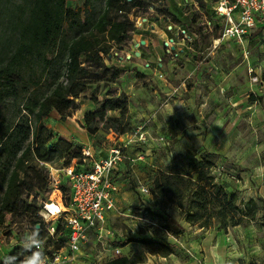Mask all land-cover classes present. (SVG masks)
Wrapping results in <instances>:
<instances>
[{
	"label": "rangeland",
	"instance_id": "374dc122",
	"mask_svg": "<svg viewBox=\"0 0 264 264\" xmlns=\"http://www.w3.org/2000/svg\"><path fill=\"white\" fill-rule=\"evenodd\" d=\"M16 1L19 0H0V40L6 27L7 7ZM105 1L67 0V5L84 9L88 2V7L98 12ZM144 1L143 6L136 7L139 15H132L136 25L133 37L124 44H115L106 56L110 67L123 70L118 81L88 85L77 99L79 107L65 119L56 110L44 117L52 142L65 138L75 146L84 145V115L95 105L92 96L127 94L130 127L126 136L117 133L118 137L113 138L106 130L101 133L103 139L111 142H128L120 212H112L105 228L94 229L80 251H69L60 232L52 235L41 215L44 202H49L53 210H64L61 204L65 205L69 195L55 190L49 166L61 167L72 153L59 158L55 151L52 159L36 161L41 180L30 177V184L35 187L26 185L24 197L35 206L26 210L20 203L0 224V262L14 250L20 252L21 238L31 231L35 219H41L43 250L50 258L60 254L59 264H103L133 254L141 260L135 264H264V22L251 36L239 41L223 36L225 21L214 11V0H189V15L185 17L180 5L185 0ZM179 23L185 31L178 30ZM179 47H184V51ZM156 49L166 51L157 54L154 61L139 59L136 54L154 53ZM34 67L29 89L22 86L19 94L0 102V137L26 114L30 93L42 94L52 81L51 74L42 71L39 63H34ZM40 76L42 79L37 82ZM29 118L34 126L33 115ZM88 136L94 138L90 133ZM103 139H96L95 146L102 147ZM75 146L72 152H78ZM12 149L13 145L10 149L0 146V203L6 188L5 173L15 163ZM204 157L214 162L209 181L223 186L230 195L236 193L241 205L250 198L258 201L254 220L225 227L215 219L209 226H201L202 221H187V204L181 205L167 196L155 201L152 187L157 174L182 169L186 172L185 181L192 187ZM167 214L181 222L185 230L178 234L169 231ZM50 218V226L60 222L63 227V216ZM128 236L151 237L172 244L174 252L153 253L155 244L137 240L116 245V241ZM24 255L21 252L20 258Z\"/></svg>",
	"mask_w": 264,
	"mask_h": 264
},
{
	"label": "trees",
	"instance_id": "16d2710c",
	"mask_svg": "<svg viewBox=\"0 0 264 264\" xmlns=\"http://www.w3.org/2000/svg\"><path fill=\"white\" fill-rule=\"evenodd\" d=\"M144 2L106 0L104 8L98 12L89 8L88 2L84 9H76L68 6L67 0H19L8 5L6 27H3L0 40V102L19 94L22 86L29 89L31 84L28 81L35 75L36 62L42 71L51 74L52 81L42 94L30 93L25 103L26 114L21 121L9 125L4 136L0 137L3 149H10L13 145L11 153L15 158L13 167L5 173L6 188L0 203V224L5 222L7 213L19 208L20 203L26 210L35 206L24 195L26 185L34 188L35 184H30L32 180L42 178L36 161H48L56 151L59 158L65 153H72L63 165L71 164L72 158L77 159V165L82 163L84 145L75 146L73 141L65 138H60L57 143L52 142L53 135L44 117L56 110L65 119L79 107L77 99L88 85L99 81H118L123 70L110 67L106 63V56L115 44H124L133 37L136 25L132 15H139L136 7L143 6ZM41 79V76L38 77L37 82ZM92 100L95 108L84 115V127L88 133L96 134L102 125L120 134L129 130L126 117L129 98L126 93L109 94L105 98L95 95ZM110 110H118L119 115L110 114ZM31 114L35 120L34 126L29 118ZM74 146L78 152H72ZM30 160L34 161L30 163ZM213 165L212 160L202 158L192 187L185 181L186 172L182 169L160 172L152 187L155 201L160 202L163 196H167L181 205L187 204V221L192 224L202 221L201 226H209L210 221L215 219L225 227L246 225L254 220L259 209L258 201L250 198L241 205L236 193L230 195L223 186L209 181V171ZM30 177L32 180H29ZM69 190L70 186L64 182L63 193ZM68 204L69 195L65 201V205ZM37 224H40L42 231L44 224L41 219L34 220V226ZM166 228L173 234L185 230L183 224L171 214L166 215ZM59 232L66 244L68 229L65 223L63 227L60 222L57 223L55 234ZM135 240L155 244L156 248L151 251L153 253L166 255L174 252L172 244L155 241L151 237L128 236L116 241V245L124 246ZM18 249L20 252L14 250L11 255L20 258V253L24 252ZM140 261V256L133 254L121 255L103 264H135Z\"/></svg>",
	"mask_w": 264,
	"mask_h": 264
},
{
	"label": "built area",
	"instance_id": "2783aa9c",
	"mask_svg": "<svg viewBox=\"0 0 264 264\" xmlns=\"http://www.w3.org/2000/svg\"><path fill=\"white\" fill-rule=\"evenodd\" d=\"M214 3V11L225 21L224 37L243 41L256 31L258 22H264V0H214ZM127 147L128 142L116 143L108 148L104 156H98L92 146L86 145L83 147V161L80 165H77L75 159L71 164L59 168L49 166L55 190L62 191L64 182L70 186L69 204H62L64 210L54 213L48 202H44L41 215L47 221L52 235L56 233L57 224L50 226L48 223L53 220L50 217L57 214L64 217L69 251H80L91 232L105 228L112 212L117 209L116 194L119 186L115 171L124 161ZM144 190L148 189L144 187ZM46 257L48 264H59L60 254Z\"/></svg>",
	"mask_w": 264,
	"mask_h": 264
},
{
	"label": "crops",
	"instance_id": "0c3cea01",
	"mask_svg": "<svg viewBox=\"0 0 264 264\" xmlns=\"http://www.w3.org/2000/svg\"><path fill=\"white\" fill-rule=\"evenodd\" d=\"M189 2V0H185V1H182V2H180V5L182 6V9H183V14H182V17H185V15L186 16H188L189 15V11H187L186 10V8H187V6H188V3ZM173 13H175V12H173ZM176 14V13H175ZM177 15V14H176ZM182 17L180 18V19H182ZM261 24L262 23H259L258 22V26H257V29H259L260 28V26H261ZM260 25V26H259ZM182 26V24L181 23H179L178 25H177V28H178V30H182L183 28L181 27ZM161 30V29H160ZM159 30V35L161 36V37H163V32H165V30L163 29L162 31L163 32H161ZM177 34H178V32H177ZM167 36V35H166ZM153 42V41H152ZM178 48V47H177ZM180 48V50L181 51H184V47H179ZM161 51H166V49H156V51L154 52V53H145V55H144V52H140V58L139 59H145V60H147V61H154L155 59H156V55L157 54H159ZM186 53V52H185ZM159 57L158 58H161L160 57V55H158ZM215 61H214V59H213V63H214ZM148 64V63H147ZM150 64V63H149ZM95 108V105H94V107L92 108V109H94ZM130 108L132 109L133 107L130 105ZM112 111H114V114L113 115H119V111L118 110H110V112H112ZM102 130H106V132H107V135H112L113 136V138H117L118 137V134L116 133V132H114L112 129H109V128H107V129H102V127H100V129H99V131L96 133V134H90L91 136H93L94 138H91L90 136H88V134H87V132H86V129H84V139H82L81 141H82V143H84V146H86V145H90V146H92L94 149H95V151H96V153H97V155L98 156H104L106 153H107V151H108V148L110 147V146H112L113 144H116V143H118V142H111V141H109V140H106V139H103V137L101 136V133H102ZM98 136H100L99 138H98ZM121 136H126V133L125 134H122ZM96 139H103L102 140V147H96L95 146V144H94V141L96 140ZM108 139V138H107ZM123 164H124V162H122L119 166H118V168L116 169V171H115V173H116V179H117V183H118V186H119V191L117 192V194H116V196H117V212H120V199H121V188H122V180H123V171H122V169H123ZM62 203V202H61ZM60 203V204H61ZM63 204V203H62ZM62 204H61V206H62ZM119 209V210H118ZM115 211V210H114Z\"/></svg>",
	"mask_w": 264,
	"mask_h": 264
},
{
	"label": "clouds",
	"instance_id": "9594fccd",
	"mask_svg": "<svg viewBox=\"0 0 264 264\" xmlns=\"http://www.w3.org/2000/svg\"><path fill=\"white\" fill-rule=\"evenodd\" d=\"M172 114V113H171ZM135 224L132 229L135 230ZM20 247L26 255L21 259L14 255H9L0 264H48V259L43 250V241L40 237L39 226H33L30 232L21 238Z\"/></svg>",
	"mask_w": 264,
	"mask_h": 264
},
{
	"label": "water",
	"instance_id": "95a60500",
	"mask_svg": "<svg viewBox=\"0 0 264 264\" xmlns=\"http://www.w3.org/2000/svg\"><path fill=\"white\" fill-rule=\"evenodd\" d=\"M144 42H145V40L142 39V43H144ZM136 54H137V55H140V51H137ZM50 200H51V199H49V201H50ZM37 226H40V224H37Z\"/></svg>",
	"mask_w": 264,
	"mask_h": 264
},
{
	"label": "bare ground",
	"instance_id": "6f19581e",
	"mask_svg": "<svg viewBox=\"0 0 264 264\" xmlns=\"http://www.w3.org/2000/svg\"><path fill=\"white\" fill-rule=\"evenodd\" d=\"M50 201H52V200H50ZM48 204H49V202H48ZM58 207H59V205H58ZM59 210H61L60 207H59L57 210H53V211H54V213H56V212H58Z\"/></svg>",
	"mask_w": 264,
	"mask_h": 264
}]
</instances>
